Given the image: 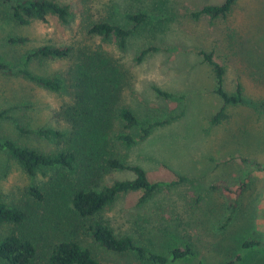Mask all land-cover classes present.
<instances>
[{
  "label": "rangeland",
  "instance_id": "374dc122",
  "mask_svg": "<svg viewBox=\"0 0 264 264\" xmlns=\"http://www.w3.org/2000/svg\"><path fill=\"white\" fill-rule=\"evenodd\" d=\"M56 1L70 6L68 23L50 16L46 22L18 26L0 3V61L21 65L24 51L44 44L71 46L86 53L100 49L109 54L129 72V85L122 90L120 105L131 108L142 122H167L131 148L114 143V154L143 168L150 182L176 181L178 175L188 179L142 203V192L122 194L97 217L116 235L130 236L155 253L165 254L176 246L191 244L195 258L177 264H219L235 253L243 256L242 264L264 257V249L240 247L246 239H264V111L228 107V118L212 125L210 118L222 102L214 93L210 67L198 55L200 50L212 53L225 68L223 86L228 93L240 82L246 97L264 101V0H236L227 19L215 22L206 17L194 19L190 14L203 5H218L224 0H90L86 5L81 0ZM126 12H143L149 19L131 34L125 49H119L113 39L88 33V26L103 18L117 19L130 28L124 18ZM227 30L242 36V45L234 53L227 51L221 40ZM11 36L25 37L27 42L11 46L6 41ZM147 46L158 51L135 63L136 54ZM75 65L74 55L71 60L31 62L28 68L39 75L58 74L68 86ZM153 87L182 99L161 97ZM70 92L66 87L50 92L22 77L0 72V110H8L9 117L0 120V136L43 153L54 151V142L33 134L21 135L12 121L34 129L54 128L67 135L71 128L61 107L72 104ZM241 177L248 179L246 189L237 199L229 200L220 185L230 186ZM131 178L127 172L113 171L101 175L99 184L88 185L100 189L106 185L103 183ZM30 187H37L45 196L49 184H32L15 162L0 152L1 198L32 207L36 200L27 191ZM56 201L41 205L29 215L32 223L37 221L36 226L33 224L37 237L42 222L50 226L39 240L33 264H44L48 243L62 237L59 228H54L55 222L60 223L58 227L66 226L100 262L135 264L130 255L99 247L86 231L88 222L80 227L79 220L63 206L64 199ZM9 228L0 227V233ZM23 230L34 232L27 225Z\"/></svg>",
  "mask_w": 264,
  "mask_h": 264
},
{
  "label": "trees",
  "instance_id": "16d2710c",
  "mask_svg": "<svg viewBox=\"0 0 264 264\" xmlns=\"http://www.w3.org/2000/svg\"><path fill=\"white\" fill-rule=\"evenodd\" d=\"M87 4L90 0H81ZM8 10V16L18 26H26L34 21L46 22L53 16L63 23H68L72 15L70 6L56 0H0ZM236 0H224L218 5H203L190 15L194 19L206 17L210 21H225L234 7ZM112 6L110 7V10ZM111 13L114 14L113 11ZM124 18L132 26L127 28L117 19L103 18L88 26V33L103 39H113L119 49H125L128 38L138 30L149 18L143 12H126ZM242 36L227 30L222 36L227 51H233L240 45ZM11 46H23L27 38L11 36L7 40ZM223 43V42H221ZM158 51L155 46H147L139 50L134 61L140 64L148 55ZM75 55L74 76L69 87L58 74L39 75L28 66L31 62L71 60ZM202 62L207 64L215 82V95L221 100L220 109L210 118L212 125H219L228 118L227 108L246 106L255 111H264V101L252 100L243 93L240 82L235 90L228 93L223 86L225 68L213 59L212 53L203 50L198 52ZM23 63L13 66L0 61V72L11 77H22L38 87L50 92H60L64 87L70 89L71 105L61 107L64 119L70 124L71 131L65 135L54 128H30L14 119V128L21 134H33L54 142L55 149L49 153L19 144L17 141L0 136V152L30 178L32 184H49L43 193L37 187L27 191L36 201L34 206L26 203L25 207L15 201H4L0 195V227L11 226L9 231L0 233V263L33 264L37 257L39 240L43 238L47 222H42L40 233H37V221L32 223L31 213L51 200H63V206L79 220L80 227L86 224V231L92 240L105 251L130 255L135 264H177L195 258L191 244L176 246L165 254L155 253L136 244L132 237L116 235L112 228L97 216L116 199L126 193L142 192L140 203L145 202L153 194L170 188L173 185L188 182L187 177L176 176V181L150 182L143 168L126 163L117 154L114 143L125 148L133 147L138 141L146 139L151 131L167 122H142L129 107L120 105L121 93L129 85V72L118 60L100 49L87 53L71 46L44 44L24 51ZM126 86V87H124ZM159 96L167 99H182L174 93L152 88ZM8 110H0V120L9 119ZM117 121L118 129H115ZM113 148V150H112ZM247 162V160H244ZM119 171L132 175L131 179L113 180L103 183L100 189L88 184H99L97 179L104 174ZM246 177H241L230 186L220 185L223 194L229 200H235L247 187ZM223 184V183H222ZM49 192V193H48ZM59 205V202L56 201ZM56 203V204H57ZM35 207V208H34ZM264 217V209L262 211ZM45 219L46 216H44ZM34 224V225H33ZM61 236L55 242L48 243L44 253V264H105L97 260L93 252L68 232L66 226L55 222ZM27 225L33 233L23 230ZM53 228V227H51ZM27 233V234H25ZM244 250L264 249V239L260 237L241 242ZM243 256L235 253L219 264H242ZM250 264H264V257L258 256Z\"/></svg>",
  "mask_w": 264,
  "mask_h": 264
}]
</instances>
